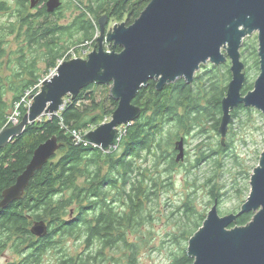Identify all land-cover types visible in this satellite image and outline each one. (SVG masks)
I'll list each match as a JSON object with an SVG mask.
<instances>
[{"label": "trees", "instance_id": "1", "mask_svg": "<svg viewBox=\"0 0 264 264\" xmlns=\"http://www.w3.org/2000/svg\"><path fill=\"white\" fill-rule=\"evenodd\" d=\"M83 1L70 0L79 13L68 25L59 26L47 21L48 15L37 14L34 27L20 28L23 44L11 52L17 56L18 71L0 78V130L12 126L8 123L10 109L18 112V121L27 113L22 101L37 93L35 87L44 79L39 59L45 65L43 74H49L66 57L74 36H78L80 44L91 41L94 47L99 18L125 21L129 26L151 0H85L86 5ZM61 37L69 38L63 41L65 46L59 45ZM249 46L253 66L258 68L254 42L246 41L240 53ZM36 47L44 49L40 56L33 54ZM114 51L121 49L117 47ZM5 56L0 50V66ZM207 67L200 66L191 85L177 80L158 92L156 82L149 81L133 101L141 109L140 118L132 126L123 127L116 147L106 153L78 143L73 136L74 131L84 136L110 119L115 111L117 102L110 90L99 85H88L74 98L65 97L63 109L57 115H46L27 125L21 135L0 150L1 201L2 192L15 183L40 144L53 136L61 144L54 157L36 172L22 198L0 211V254L8 249L17 256L9 264H139L141 252L149 244V238L142 232L143 226L150 222L148 206L164 188L155 175L162 166L166 173L178 166L172 158L173 150L169 152L171 141L163 142L166 128L172 126L176 139L180 132L199 139L193 168L215 154L203 139L207 125L209 132H218L221 100L227 89L224 83L230 81L231 74L227 64L222 66L225 73L214 66ZM98 89H102V95ZM250 90L252 85L244 86L241 94ZM240 111L252 110L240 105L231 113V119L238 118ZM227 147L218 144L221 152L225 153ZM208 193L211 205L223 196L212 189ZM177 211L185 222L177 234L168 235L169 242L175 245L168 264H192L193 259L180 243H188L206 216L197 215L188 199ZM252 217L253 213L242 214L230 228L244 226ZM35 222L46 224L45 236H33L31 227ZM68 240L80 244L81 252L71 254L64 245ZM50 251L55 261L45 263L44 257Z\"/></svg>", "mask_w": 264, "mask_h": 264}, {"label": "water", "instance_id": "2", "mask_svg": "<svg viewBox=\"0 0 264 264\" xmlns=\"http://www.w3.org/2000/svg\"><path fill=\"white\" fill-rule=\"evenodd\" d=\"M34 8L39 0H30ZM61 7L60 0H47L46 11L52 14ZM107 17L98 20L100 36L86 59L59 63L55 74L41 81V87L30 95L31 105L17 124L0 130V150L21 135L26 126L42 117L57 115L64 98H74L88 85L108 86L117 107L108 123L101 124L83 136V142L108 152L118 136V128L129 126L140 115L133 104L139 90L155 81L161 92L166 85L183 80L194 81L200 66H220L229 61L231 79L221 100L218 127L220 143L231 122V112L238 106L254 108L264 114V0H151L129 26L115 25L106 33ZM257 33L259 74L252 90L242 95L245 65L240 49L245 38ZM108 43V50L103 43ZM119 47L120 52H115ZM110 49V50H109ZM61 148L53 136L40 144L15 183L2 192L0 211L19 201L36 172ZM174 162L185 158L184 138L174 143ZM250 191L237 213L220 216L215 201L201 227L188 240L186 252L192 264H264V149L252 170ZM253 213L244 226L230 225L237 217ZM44 222H35L31 233L45 236Z\"/></svg>", "mask_w": 264, "mask_h": 264}, {"label": "rangeland", "instance_id": "3", "mask_svg": "<svg viewBox=\"0 0 264 264\" xmlns=\"http://www.w3.org/2000/svg\"><path fill=\"white\" fill-rule=\"evenodd\" d=\"M65 6L59 13V16L51 17L49 20L53 23H57L59 26H65L70 24L73 17L79 13V10L75 8V4L70 0H64ZM84 5L86 1L84 0ZM59 17H61L59 19ZM58 18V19H57ZM125 23L121 22H109L106 20V33L110 31L113 26ZM5 34V33H4ZM100 36L99 29L95 35L94 40ZM78 36H74L71 40V46L66 51V57L70 59L80 58L86 59L94 47H92L91 41L80 44L77 41ZM80 38V37H79ZM5 41V39H3ZM69 38L61 37L59 45L65 46L63 41H67ZM254 42L257 57V33L254 32L251 37L243 40L240 52L242 51L244 43ZM70 42V41H69ZM8 43L4 46L5 58L1 61L0 66V78L9 77L13 71H18L15 59L17 56L11 52H15L23 44L22 40L15 41L13 38H9ZM103 48L108 50L106 43H103ZM44 49L34 48L33 54L40 56ZM252 48L249 46L242 54L241 61L245 65V83L244 86L253 85L255 79L259 74V69L253 66V58L250 55ZM60 59L58 63L62 60ZM69 59V60H70ZM258 60V59H257ZM63 62V61H62ZM246 62V63H245ZM225 64L229 66L230 62L227 61L220 66H214L218 69V72L225 73ZM206 66H213L207 63ZM38 67L45 78L50 77L54 73L55 69L51 70L49 74H43L45 65L42 59L38 61ZM207 67V69H208ZM200 70L197 72L199 73ZM196 73V74H197ZM195 74V75H196ZM222 84H223V78ZM194 82V81H193ZM221 84V85H222ZM228 83L225 82L224 86ZM110 90V85L107 86ZM100 95H102L101 90ZM110 92V91H109ZM7 102L10 98V94L7 96ZM25 99L26 101L29 100ZM236 109V108H235ZM234 109V110H235ZM252 111H240L238 118H232L228 126L227 134L225 136L224 145H227V151L221 152L218 148L220 143V135L214 132H209L210 126L207 125V134L204 137V144L215 154L212 158H209L202 162L198 167H194L196 160V153L198 152L199 139L194 138L193 135L185 136L183 132L178 134L179 138H184L185 143V159L172 172H163V166L159 169L157 176L159 184L161 183L164 188H161L157 199L148 206V215L150 216V222L143 226L142 232L146 233L149 238V244L147 248L143 249L140 255L139 264H168L170 258V251L175 248V245L171 244L170 236L179 232L180 227L185 222V218H181V215L177 209L187 199L192 202V207L196 214H203L207 216L212 205L210 204L211 197L208 191L211 189L214 192H219L221 196L219 202H217V209L220 216H226L239 210L243 202L246 200L250 191L249 181L252 170L257 166L260 154L264 149V114L257 111L254 108H249ZM233 110V111H234ZM16 110L9 111V118L17 117ZM232 111V112H233ZM231 112V113H232ZM8 118V119H9ZM18 122V117L16 118ZM110 119H105L101 124L108 123ZM14 122V121H13ZM14 124V125H15ZM100 124V125H101ZM124 126L118 128V135ZM172 126H169L165 130L164 143L168 140L171 141L172 147L169 152L174 149V143L179 139L175 138V133L171 130ZM91 130H94L93 128ZM90 130V131H91ZM171 130V131H169ZM202 141V140H201ZM221 145V143H220ZM164 147V144L162 145ZM226 147V146H225ZM165 149V148H164ZM207 181H211L206 184ZM187 242L180 243L181 247L187 248ZM65 247L71 254L81 252L82 246L73 240L64 242ZM17 258L11 251H4L0 255V264H7L9 261H13ZM45 263L55 261V255L52 251L44 257ZM110 264V263H109Z\"/></svg>", "mask_w": 264, "mask_h": 264}, {"label": "flooded vegetation", "instance_id": "4", "mask_svg": "<svg viewBox=\"0 0 264 264\" xmlns=\"http://www.w3.org/2000/svg\"><path fill=\"white\" fill-rule=\"evenodd\" d=\"M60 1L61 7L55 10L54 13L48 14L46 11L47 0H39L38 4L34 8H31L30 0H0V50L4 51V46L8 44L5 42H8L9 38H13L15 39V41L23 40V35L21 36L20 28L26 27V25H28V28L34 27L37 14H41V17L48 15L47 21H50L49 19L51 17L57 16L65 6L64 0ZM23 32L24 31H22V33ZM3 39H5V41ZM76 42L79 43L78 39ZM94 45H96V42ZM106 45L108 46L109 44L106 43ZM86 57L87 55L85 56V58ZM140 116L141 109L138 118L135 119V121L132 122V124H130L129 126H132L140 118ZM176 154L177 152L173 149V159L175 158ZM181 163L182 162L176 164L179 165ZM5 251H8V249H6ZM10 262L12 261H9L7 264H9Z\"/></svg>", "mask_w": 264, "mask_h": 264}, {"label": "built area", "instance_id": "5", "mask_svg": "<svg viewBox=\"0 0 264 264\" xmlns=\"http://www.w3.org/2000/svg\"><path fill=\"white\" fill-rule=\"evenodd\" d=\"M62 61H65L64 59H62L59 63H61ZM58 63V64H59ZM53 74H55V71H54V73H52L51 75H50V77L53 75ZM49 78V77H48ZM40 87H41V82L35 87V88H38V91H39V89H40ZM28 94V93H27ZM30 94V93H29ZM23 103H24V105L26 106V107H28V106H30L31 105V101L30 100H28V101H26V100H23L22 101ZM16 113H17V117H18V112L17 111H15ZM16 117V118H17ZM16 118H9L8 119V123H11L12 125H14L15 124V122L17 121V119ZM14 121V122H13ZM73 136L75 137V140L78 142V143H80V142H83V135H81V133H76L75 131L73 132ZM117 140V139H116ZM116 146H115V143H114V146L112 147V148H115ZM111 148V149H112Z\"/></svg>", "mask_w": 264, "mask_h": 264}]
</instances>
